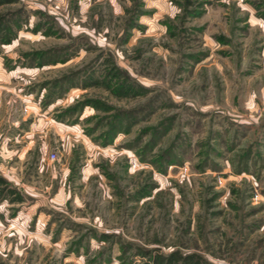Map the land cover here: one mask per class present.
<instances>
[{
    "label": "rangeland",
    "instance_id": "374dc122",
    "mask_svg": "<svg viewBox=\"0 0 264 264\" xmlns=\"http://www.w3.org/2000/svg\"><path fill=\"white\" fill-rule=\"evenodd\" d=\"M0 20V264H264V0Z\"/></svg>",
    "mask_w": 264,
    "mask_h": 264
},
{
    "label": "trees",
    "instance_id": "16d2710c",
    "mask_svg": "<svg viewBox=\"0 0 264 264\" xmlns=\"http://www.w3.org/2000/svg\"><path fill=\"white\" fill-rule=\"evenodd\" d=\"M15 0H0V4L9 3ZM1 22V20H0ZM7 182L6 178L0 175V184ZM146 254H150L147 251ZM152 264H217L208 259L197 251L183 252L180 249H175L169 253L156 252L152 255Z\"/></svg>",
    "mask_w": 264,
    "mask_h": 264
},
{
    "label": "built area",
    "instance_id": "2783aa9c",
    "mask_svg": "<svg viewBox=\"0 0 264 264\" xmlns=\"http://www.w3.org/2000/svg\"><path fill=\"white\" fill-rule=\"evenodd\" d=\"M57 157V153H56V151H53L52 153H51V158L52 159H55Z\"/></svg>",
    "mask_w": 264,
    "mask_h": 264
}]
</instances>
